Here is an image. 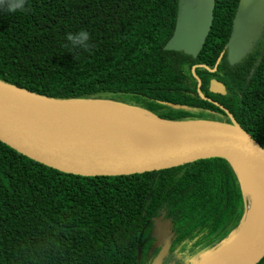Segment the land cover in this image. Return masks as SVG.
Masks as SVG:
<instances>
[{
    "label": "trees",
    "instance_id": "obj_1",
    "mask_svg": "<svg viewBox=\"0 0 264 264\" xmlns=\"http://www.w3.org/2000/svg\"><path fill=\"white\" fill-rule=\"evenodd\" d=\"M238 2L215 0L194 57L166 49L181 0H28L25 12L0 11V81L48 98L136 106L168 120L230 123L231 116L264 149V29L238 62L230 64L224 50ZM81 29L90 34L88 50L66 47V34ZM211 79L224 95L209 92ZM245 208L238 177L222 158L80 176L0 141V264H152L160 251L152 235L157 219L173 235L169 255L194 261L239 226Z\"/></svg>",
    "mask_w": 264,
    "mask_h": 264
},
{
    "label": "water",
    "instance_id": "obj_2",
    "mask_svg": "<svg viewBox=\"0 0 264 264\" xmlns=\"http://www.w3.org/2000/svg\"><path fill=\"white\" fill-rule=\"evenodd\" d=\"M214 7L215 0H198L195 9L196 20L192 26L188 22L189 16L193 14V8L190 9L188 18L184 13V17L182 16L180 8L174 34L166 49L182 50L196 57L210 32ZM263 27L264 0H239L232 21V32L224 46L230 64L238 62L247 54L260 36ZM197 81L200 94L201 81L198 78ZM208 89L214 94L224 95L226 92L224 85L215 79L209 81ZM11 90L22 91L49 101L92 100L119 104L153 119L152 130L158 132L168 130L181 135L149 140L135 146L89 149L74 145L63 133L41 124L38 120L40 117H36L29 107L19 102ZM14 99L20 104L14 102ZM167 105L175 109L185 108L169 103ZM0 141L38 163L80 176L130 175L163 170L205 158H222L236 173L244 195L240 177L233 164L236 162L250 172L255 182L259 196L255 224L250 233L230 250L207 262L185 264H257L264 257V149L231 116L230 123L168 120L136 106L102 99L48 98L0 81ZM82 141L89 142L85 137ZM168 225L160 219L154 222L152 235L156 238L155 245L162 243L163 246L152 264H162L168 251L173 237L169 234L167 238H163L168 231ZM137 260L140 261V251L137 253Z\"/></svg>",
    "mask_w": 264,
    "mask_h": 264
},
{
    "label": "bare ground",
    "instance_id": "obj_3",
    "mask_svg": "<svg viewBox=\"0 0 264 264\" xmlns=\"http://www.w3.org/2000/svg\"><path fill=\"white\" fill-rule=\"evenodd\" d=\"M16 99L29 107L41 124L49 126L64 135L74 145L89 149H111L135 146L149 140L172 138L177 132L152 130L153 119L138 111L119 104L92 100L49 101L31 94L11 90ZM16 100L14 99V102ZM17 104H20L18 103ZM37 110V111H34ZM85 137L89 140L82 141ZM244 190L246 208L237 228L220 244L209 249L192 261L207 262L238 244L252 230L259 210V196L250 172L233 162Z\"/></svg>",
    "mask_w": 264,
    "mask_h": 264
},
{
    "label": "clouds",
    "instance_id": "obj_4",
    "mask_svg": "<svg viewBox=\"0 0 264 264\" xmlns=\"http://www.w3.org/2000/svg\"><path fill=\"white\" fill-rule=\"evenodd\" d=\"M29 10L28 0H0V11L8 13L25 12ZM66 47L71 49L88 50L90 34L87 30L81 29L75 33L69 32L66 34Z\"/></svg>",
    "mask_w": 264,
    "mask_h": 264
},
{
    "label": "rangeland",
    "instance_id": "obj_5",
    "mask_svg": "<svg viewBox=\"0 0 264 264\" xmlns=\"http://www.w3.org/2000/svg\"><path fill=\"white\" fill-rule=\"evenodd\" d=\"M197 5H198V0H181V14H182V16L184 13L185 17L188 18L189 11H190V9L193 8V14L189 16V22H188V24H190L191 26H192L193 21L195 22V20H196V11L197 10H195V9H196ZM263 29H264V27H263ZM229 119H230V117H229ZM169 250H170V246H169L168 251L165 254L164 258L169 255ZM188 262H192V260H190ZM185 263H187V262H185ZM185 263L181 262L180 260H177L173 254L169 255L168 261L166 262V264H185Z\"/></svg>",
    "mask_w": 264,
    "mask_h": 264
},
{
    "label": "flooded vegetation",
    "instance_id": "obj_6",
    "mask_svg": "<svg viewBox=\"0 0 264 264\" xmlns=\"http://www.w3.org/2000/svg\"><path fill=\"white\" fill-rule=\"evenodd\" d=\"M215 80H217V79H215ZM218 81V80H217ZM218 82H220V81H218ZM162 221V220H161ZM160 231H161V233H162V231H163V227H162V229L160 228ZM167 233L163 236V238H167V235H169L168 234V231H166ZM163 246V244L161 243V244H159V248L161 249V247ZM163 261V260H162Z\"/></svg>",
    "mask_w": 264,
    "mask_h": 264
}]
</instances>
